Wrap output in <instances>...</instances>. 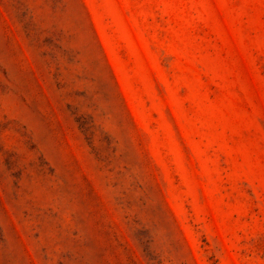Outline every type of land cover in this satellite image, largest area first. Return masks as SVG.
<instances>
[{
	"label": "rangeland",
	"instance_id": "rangeland-1",
	"mask_svg": "<svg viewBox=\"0 0 264 264\" xmlns=\"http://www.w3.org/2000/svg\"><path fill=\"white\" fill-rule=\"evenodd\" d=\"M0 264H264V0H0Z\"/></svg>",
	"mask_w": 264,
	"mask_h": 264
}]
</instances>
